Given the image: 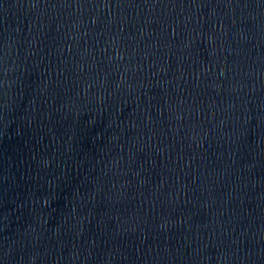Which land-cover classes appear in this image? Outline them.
<instances>
[{"label": "water", "instance_id": "water-1", "mask_svg": "<svg viewBox=\"0 0 264 264\" xmlns=\"http://www.w3.org/2000/svg\"><path fill=\"white\" fill-rule=\"evenodd\" d=\"M0 264H264V0H0Z\"/></svg>", "mask_w": 264, "mask_h": 264}]
</instances>
